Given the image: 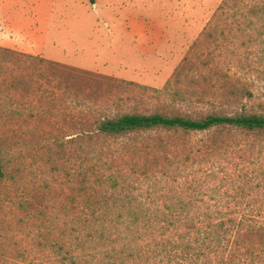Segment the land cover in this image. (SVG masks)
Listing matches in <instances>:
<instances>
[{
    "label": "rangeland",
    "instance_id": "rangeland-1",
    "mask_svg": "<svg viewBox=\"0 0 264 264\" xmlns=\"http://www.w3.org/2000/svg\"><path fill=\"white\" fill-rule=\"evenodd\" d=\"M48 1L38 9L21 0L0 8V34L11 41L0 42V264H27L29 250L80 225L91 193L109 183L99 186L98 175L136 180L131 193L160 219V210L190 192L229 203L228 192L237 199L223 205L228 215L264 217V131L217 126L105 136L96 129L101 119L126 113H264V0H166L170 33L160 56L131 57L128 65V54L118 61L128 37L115 16L132 0ZM146 231L90 245L78 264H106V247L125 255L159 250L160 240L181 241L185 233ZM243 241L225 251L227 260L236 251L231 264H264V233L247 231ZM212 260L222 264L220 255Z\"/></svg>",
    "mask_w": 264,
    "mask_h": 264
},
{
    "label": "trees",
    "instance_id": "trees-1",
    "mask_svg": "<svg viewBox=\"0 0 264 264\" xmlns=\"http://www.w3.org/2000/svg\"><path fill=\"white\" fill-rule=\"evenodd\" d=\"M88 1L95 2V0ZM27 57L34 58L33 55H27ZM217 126L236 127L249 132L264 131V113L208 114L195 119L179 115L165 116L159 113H126L119 117L101 119L96 129L101 135L122 136L155 128L199 132ZM3 174L0 164V175ZM104 180L101 175H98L99 186L107 180L109 183L106 185V190H102L98 193L99 195L91 193L90 200L87 202L89 209L87 217L79 222L80 225L73 227L71 233L67 235L61 233L54 241H48L47 247L41 251L29 250L27 264H78L81 262V253L88 246L101 240L107 241L115 234L120 236L124 232H139L142 226L148 229L144 235H153L156 232L165 235L169 231L179 232L181 228L185 230V233L181 236V241H176L174 237L162 239L158 244L159 250L148 248L137 254L125 255L116 247L111 249L106 247L103 251L106 264H126L124 260L126 256L139 260V264H215L212 259L219 255L222 264H231V260L236 261V251L231 254V260H227L225 251H229L231 247L239 250L244 243L243 236L247 231L264 233L263 216L257 218L247 213L232 216L228 214H232L233 211L222 209L223 205L228 207L230 203L233 204L232 201L237 203L236 196H231L228 192L226 194L229 197V203L216 197L209 202L198 193L190 192L185 198L178 197L171 201L166 211L160 210V219L159 214L152 210L150 204L147 206V203H143L131 193L136 180L128 182L122 179L120 181L113 175ZM197 180L200 182L199 178L193 179V182L198 184ZM113 189H117L120 193H115ZM192 191H195L194 188ZM113 209L117 210L116 215L112 214ZM85 222L90 225L87 231L83 229ZM163 249L166 252V260L162 256Z\"/></svg>",
    "mask_w": 264,
    "mask_h": 264
},
{
    "label": "crops",
    "instance_id": "crops-1",
    "mask_svg": "<svg viewBox=\"0 0 264 264\" xmlns=\"http://www.w3.org/2000/svg\"><path fill=\"white\" fill-rule=\"evenodd\" d=\"M29 8L38 9L39 5L48 0H21ZM10 0H0V8L8 6ZM133 5L126 11L116 14L115 18L121 20L124 34L128 37L126 49L122 51L118 61L124 54H128L125 61L130 64V58L134 57L132 63H139L137 58L143 55L159 57V52L166 42L170 31L168 25L166 0H132ZM173 25V23H172ZM42 50L44 51L45 35H40ZM0 42L10 45L6 36L0 34ZM116 62V64L119 62Z\"/></svg>",
    "mask_w": 264,
    "mask_h": 264
}]
</instances>
